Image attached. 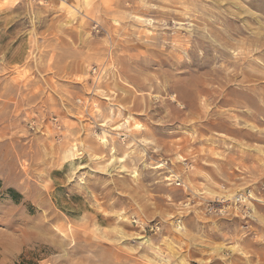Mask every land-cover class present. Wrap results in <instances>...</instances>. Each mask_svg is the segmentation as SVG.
Returning <instances> with one entry per match:
<instances>
[{"label": "rangeland", "instance_id": "obj_1", "mask_svg": "<svg viewBox=\"0 0 264 264\" xmlns=\"http://www.w3.org/2000/svg\"><path fill=\"white\" fill-rule=\"evenodd\" d=\"M0 264H264V0H0Z\"/></svg>", "mask_w": 264, "mask_h": 264}, {"label": "bare ground", "instance_id": "obj_2", "mask_svg": "<svg viewBox=\"0 0 264 264\" xmlns=\"http://www.w3.org/2000/svg\"><path fill=\"white\" fill-rule=\"evenodd\" d=\"M73 149H74V148H73ZM121 161H122V160H121ZM121 161H120V162H121ZM156 250H157V249H156Z\"/></svg>", "mask_w": 264, "mask_h": 264}]
</instances>
